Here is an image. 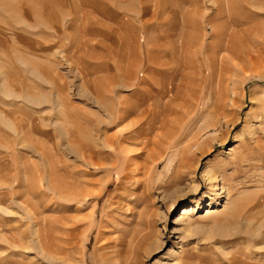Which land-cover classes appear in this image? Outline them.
I'll return each instance as SVG.
<instances>
[{
	"label": "rangeland",
	"instance_id": "1",
	"mask_svg": "<svg viewBox=\"0 0 264 264\" xmlns=\"http://www.w3.org/2000/svg\"><path fill=\"white\" fill-rule=\"evenodd\" d=\"M0 264H264V0H0Z\"/></svg>",
	"mask_w": 264,
	"mask_h": 264
},
{
	"label": "bare ground",
	"instance_id": "2",
	"mask_svg": "<svg viewBox=\"0 0 264 264\" xmlns=\"http://www.w3.org/2000/svg\"><path fill=\"white\" fill-rule=\"evenodd\" d=\"M183 215V214H182ZM186 215V214H185Z\"/></svg>",
	"mask_w": 264,
	"mask_h": 264
}]
</instances>
